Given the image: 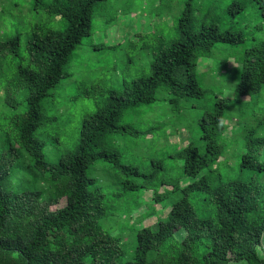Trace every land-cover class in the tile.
<instances>
[{"label": "trees", "instance_id": "16d2710c", "mask_svg": "<svg viewBox=\"0 0 264 264\" xmlns=\"http://www.w3.org/2000/svg\"><path fill=\"white\" fill-rule=\"evenodd\" d=\"M105 1L0 0V264H264V248L258 254L264 234V39L254 36L257 28L231 18L227 28L210 23L192 29L188 8L183 20L173 22L169 44H157L150 76L122 81L120 95L98 91L95 112L80 123L73 146L61 151L56 163L46 159L39 136L56 118L44 114L43 102L68 79L64 68L90 36L94 9ZM249 1L264 19V0ZM232 7L244 10L241 4ZM118 9L123 11L116 8L104 21L115 20L117 27ZM217 44L247 46L236 59L234 100L217 98L198 120L197 146L189 142L171 155L172 167L195 181L180 186L179 178L158 164L140 180L136 168L121 164L111 140L123 130L153 141L157 127L138 130L119 121L153 105L163 91L170 116L159 128L177 135L184 127L183 103L203 95L197 62L211 57ZM232 102L241 108L228 125ZM173 118L177 124L168 126ZM236 126L243 143L234 154V177L228 178L219 173L220 160L234 147L227 142L236 140ZM98 163L138 179L124 181L120 192L108 196L88 174ZM160 186L167 198L157 194ZM142 189L154 196L136 207L140 214L117 208L119 196L128 201ZM162 200L169 205L160 208ZM112 224L126 225L114 234Z\"/></svg>", "mask_w": 264, "mask_h": 264}, {"label": "rangeland", "instance_id": "374dc122", "mask_svg": "<svg viewBox=\"0 0 264 264\" xmlns=\"http://www.w3.org/2000/svg\"><path fill=\"white\" fill-rule=\"evenodd\" d=\"M235 3L241 4L244 10L240 12L237 7H232ZM116 8H121L126 13V16H123V11L119 9L116 11L117 27L114 24L115 20L103 19L114 15ZM188 8L190 21L193 23L192 29L210 23L227 28L231 26V18H236L242 27L257 28L259 32L254 36L257 39H264V19L249 0H106L99 3L94 9L90 36L83 39L64 68L68 79L61 82L59 89L51 91L43 102L44 114L56 118V123H53L44 135L39 136L46 144L44 153L49 162L56 163L59 153L69 149L76 142L80 123L95 112L94 99L98 96V91L112 90L120 95L122 89L119 83L122 81L130 82L136 78L150 76L149 66L157 44L160 41L169 44V40L174 36L173 22L183 20V12ZM229 10L237 14L231 17L227 15ZM51 24L55 25L54 22ZM245 46L247 45L217 44L212 50L211 57L198 60L197 81L203 95L199 99H189L183 103L180 125L183 123L184 127L179 128L177 135L174 132L169 135L170 131L165 134V131L162 132L159 128L170 116L167 96L163 91L158 92L153 105L142 106L125 114L119 121L120 126H130L138 130L157 127V132L153 135V141H146L144 137H132L119 130L117 135L112 137L111 145L121 164L136 168L140 177L150 174V166L156 167L158 164L167 172H171V178H179L180 186L193 183L194 179L182 177L180 171L172 167L171 155L189 142L197 146L195 141L199 137V131L196 130L198 120L203 113L211 111L217 98L234 100L237 84L236 59ZM261 98L264 101V89ZM241 102L245 103L247 100L242 99ZM240 108L238 102L231 103L226 111V124L230 125L229 123L236 121ZM248 112L243 110L240 114L245 116ZM174 120L168 119V126L174 125L176 122ZM237 128L238 126L232 130L233 138L237 137L236 140L227 142L228 146L234 144V147L227 148V153L220 160L222 165L219 173L228 178L234 177L235 172L231 171V166L237 163L234 154L243 143V138L236 135ZM230 130L231 128L227 131L226 137H231ZM88 174L104 185L108 196L112 192H120L124 181L138 179L135 176H118L109 164L103 163L92 167ZM157 194L167 198L164 186H160ZM153 196V191L144 189L135 194L133 199L130 200V197L128 201L121 195L119 197L123 201L117 204V208H121V211L138 210L139 213V208L136 207L150 202ZM124 204L125 207L122 208ZM168 205V201L164 200L159 203L160 208ZM198 209L202 210L201 207ZM162 212L164 217L165 211ZM156 213L155 209H152V216L148 221L153 223V218H157ZM125 225L112 224V232L119 234ZM261 248H264V234L258 250L259 255Z\"/></svg>", "mask_w": 264, "mask_h": 264}]
</instances>
